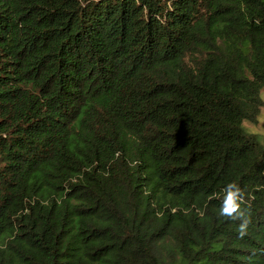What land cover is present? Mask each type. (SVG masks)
Returning a JSON list of instances; mask_svg holds the SVG:
<instances>
[{"label": "trees", "instance_id": "trees-1", "mask_svg": "<svg viewBox=\"0 0 264 264\" xmlns=\"http://www.w3.org/2000/svg\"><path fill=\"white\" fill-rule=\"evenodd\" d=\"M263 87L264 0H0V264H264Z\"/></svg>", "mask_w": 264, "mask_h": 264}, {"label": "rangeland", "instance_id": "rangeland-1", "mask_svg": "<svg viewBox=\"0 0 264 264\" xmlns=\"http://www.w3.org/2000/svg\"><path fill=\"white\" fill-rule=\"evenodd\" d=\"M261 96L264 100V87L261 90ZM244 126L249 132L255 133L258 136L260 142L264 144V105L261 108V113L259 115L258 121L257 122L245 121Z\"/></svg>", "mask_w": 264, "mask_h": 264}, {"label": "clouds", "instance_id": "clouds-1", "mask_svg": "<svg viewBox=\"0 0 264 264\" xmlns=\"http://www.w3.org/2000/svg\"><path fill=\"white\" fill-rule=\"evenodd\" d=\"M232 187H233L232 185H229L230 189H232ZM235 195H236L235 192L229 191L225 205L221 208V214L230 216V215H232L233 212L236 211L238 205L234 203ZM240 227H241V229H243L245 227V225L241 224Z\"/></svg>", "mask_w": 264, "mask_h": 264}]
</instances>
